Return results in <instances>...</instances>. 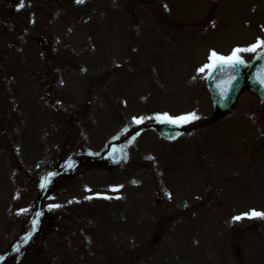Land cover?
Segmentation results:
<instances>
[{
  "label": "rangeland",
  "instance_id": "1",
  "mask_svg": "<svg viewBox=\"0 0 264 264\" xmlns=\"http://www.w3.org/2000/svg\"><path fill=\"white\" fill-rule=\"evenodd\" d=\"M257 40L264 0H0V264H264V104L198 72Z\"/></svg>",
  "mask_w": 264,
  "mask_h": 264
},
{
  "label": "water",
  "instance_id": "2",
  "mask_svg": "<svg viewBox=\"0 0 264 264\" xmlns=\"http://www.w3.org/2000/svg\"><path fill=\"white\" fill-rule=\"evenodd\" d=\"M230 77H234V79L227 85V92H224L225 82ZM261 79H264V50L250 64L239 65L236 69L225 67L213 70L207 82L214 98L217 113L224 114L230 110L235 104L239 92L245 86L250 87L264 100V83H261ZM156 127L166 138H174L181 130V127L160 122ZM113 156L118 157V151H115Z\"/></svg>",
  "mask_w": 264,
  "mask_h": 264
},
{
  "label": "snow or ice",
  "instance_id": "3",
  "mask_svg": "<svg viewBox=\"0 0 264 264\" xmlns=\"http://www.w3.org/2000/svg\"><path fill=\"white\" fill-rule=\"evenodd\" d=\"M77 3H84V0H76ZM25 5L23 2H21L19 4V8H23ZM258 49L260 50H264V40H257V42L255 44H252L249 47H245V48H240L237 47L235 49L232 50L230 55L224 56V55H220L218 54L215 50H213L210 55H209V63L203 65L201 68L198 69L199 73H204L206 70L209 74H211V72L217 68L223 69V68H230V69H236L237 66L239 65H244L246 62L244 60V58L242 57L241 53H258ZM232 79H234V77H230L228 81L225 82V87L223 89L224 92H227V85H229L232 81ZM261 83H264V79H261ZM145 119H155L156 121L160 122V123H167L176 127H181L184 125H187L189 123H193L196 120H199L200 117L195 113V112H190V113H186V114H182V115H178V116H172L168 113H163V114H156L155 117H133V123L136 125H140L143 124ZM115 151V150H114ZM91 154V153H90ZM149 159H151V157H149ZM69 167H71L72 165L69 164ZM56 173H49L47 177H45L41 183V188H44L48 185V183L50 182L51 177L55 176ZM123 187L122 185L119 187H113L111 190L113 192L115 191H119V188ZM87 191H91V189H86ZM93 197L89 196L87 197V199H92ZM98 198H103V199H112V197L109 196H104V197H98ZM119 198V197H117ZM69 203H72V201H69ZM61 205L59 204H49L48 205V210L52 211L54 209H58L60 208ZM22 211H27V209L22 210ZM42 213L37 212L35 215L37 217H39ZM260 219V220H264V212L261 211H256V210H251L248 213H244L240 216H235L233 217L234 221H240L242 219ZM37 220H33L32 224H33V228L36 227L37 224ZM28 238L25 237V240H27ZM19 249H17L18 251Z\"/></svg>",
  "mask_w": 264,
  "mask_h": 264
}]
</instances>
